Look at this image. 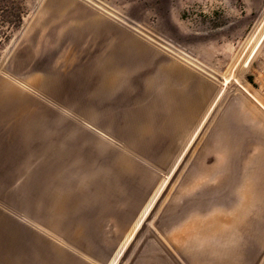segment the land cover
<instances>
[{
  "label": "rangeland",
  "instance_id": "1",
  "mask_svg": "<svg viewBox=\"0 0 264 264\" xmlns=\"http://www.w3.org/2000/svg\"><path fill=\"white\" fill-rule=\"evenodd\" d=\"M52 1L0 0V83L34 102L40 110L36 117H47L49 110L58 129L79 121L86 131L101 136L104 130L82 111L84 102L92 106H86L88 111L94 108L93 63L83 57L95 50L90 44L100 35L87 30L93 23L111 25L115 36L110 44L122 33L179 70L193 71L207 82L199 80L191 98L207 95L208 102H200L198 114L186 120L156 112L157 103L151 101L140 120L149 129L148 138L138 133L140 122L129 127L128 138L115 133L114 144H108L116 152L111 161L115 169H101L107 180L97 189L101 197L84 199L80 221H69L61 234L52 233L59 252L50 264H115L118 258L116 264H239L236 257L225 262L230 247L217 229L228 222L239 227L242 208L249 215L251 209L255 214L264 209V199L247 206L254 178L260 186L264 178V39L253 61L244 65L264 33V0H65V13ZM105 49L103 44L95 55L105 56ZM73 59L87 62L84 71L76 69L86 80L76 85L84 97L59 101L44 93L40 85L58 79L65 63ZM72 74L66 81L73 80ZM229 77L232 81L198 131ZM163 101L180 105L166 96ZM163 121L177 130H169ZM178 124L180 134L190 126L182 141L172 142L166 136L158 141L163 134L178 137ZM227 124L229 134L223 131ZM47 128L41 125L42 132L49 133ZM11 132V126L0 125V173L8 181H0V215L15 229L17 224L37 229L22 207L29 200L32 156L18 157L17 169L7 167L10 156L5 154L27 148L19 136L12 146L8 144ZM79 226L85 236L78 238ZM235 250L240 254V247ZM249 251L252 264H264V241L259 248L252 243Z\"/></svg>",
  "mask_w": 264,
  "mask_h": 264
},
{
  "label": "bare ground",
  "instance_id": "2",
  "mask_svg": "<svg viewBox=\"0 0 264 264\" xmlns=\"http://www.w3.org/2000/svg\"><path fill=\"white\" fill-rule=\"evenodd\" d=\"M52 4L59 8L61 13H65L68 9L65 0H53ZM88 29L99 33L101 36H93L94 39L91 40L92 44L90 45L95 50H88L85 55H89L83 56L93 63L94 97L92 100L94 102L92 103L94 108H91L92 111H88L87 108L92 106L86 105L84 102L85 109L82 108V111L84 116L94 118L96 124L105 131L100 133V137L86 131L79 121L76 122L77 124H66L63 129H58L49 116V110L45 111L47 117H36L40 110L34 102L17 91L16 93L13 92L9 84L0 83V125L11 126L12 131V135L8 138V144L12 146L16 142L15 136L22 137L27 143L26 149L15 153L9 151L11 154H5V156H10V161L6 165L11 170L17 169L20 164L18 157L21 158L28 154L32 156V161L28 167L29 200L22 207L30 220L35 222L37 228L30 229L29 226L26 228L17 224L15 229L9 222L5 224L0 215L1 264L52 263L56 252H59L52 233L61 234L65 231L66 225L70 226L71 222L75 224V222L80 221L81 205L84 199L101 197L98 192L99 188H103L107 181L100 175L101 169L105 170L110 167H112L111 170L115 169L111 161L116 152L112 145H108L113 143L112 139L115 133L119 131V135L128 138L131 134L129 127L137 126L136 122H140L138 133L140 132L143 138L145 136L148 138L150 135L147 125L140 121L141 117H144L142 111L152 106V104H148L149 102L157 103L154 105L156 112L168 117L176 116L175 114L180 115L179 117L185 116L186 120L188 117H195L198 114L200 102H208L207 95L201 99L196 95L195 98L190 97L182 100L179 106L165 104L163 101L165 96L178 101V97L172 89L174 87L172 76L180 73L176 64L167 62L166 58L157 56L149 48L143 47L139 41L127 38L122 33L113 37L115 38L113 44L108 43L112 36H115L111 25L93 23L87 25ZM260 35L262 36L259 41H256L257 44H254L256 46L253 47L254 49L252 48L251 55L248 56V59L246 58L245 64L243 63L245 66H248L250 60L253 61L254 58L252 57L255 53H258L256 49L264 39V33H260ZM103 44L106 48L105 56H96L95 54ZM77 61L78 59H73L70 63H65L64 72H58L60 74L58 79L45 80L40 85L41 90L59 101L84 97L76 85L86 83L83 71L88 66L87 62L82 63L80 60L78 64ZM77 66L83 68V71H76ZM72 72H75L72 74L73 80L66 81ZM230 81H232L231 77L224 79L222 89L198 131L213 111ZM88 85H90L89 82ZM240 87L243 88L241 85ZM254 100L258 102L255 98ZM190 103H194L196 107L193 109L187 107ZM258 104L260 105V103ZM261 107L264 108L262 105ZM56 110L54 108V112ZM41 125L48 126L49 133L42 132ZM0 166H3V162H0ZM3 178L6 177L0 173V181L4 180ZM254 180L249 195L251 200L248 201V204L246 203L249 208L256 204L257 199H264V178L261 186L258 185V178L255 177ZM5 181L8 182L6 179ZM160 192L146 209L123 249H126L135 236L134 234L151 211ZM258 203L261 204L259 201ZM250 213L249 215L242 208L237 218L239 219L237 221L239 227L235 228L233 222H228L227 226L217 229L225 238V245L228 244L230 247L226 251V263L236 257L239 264H252L254 256L249 254L250 245L254 243L259 248L264 241V209L262 208L257 214L251 209ZM80 228L79 226L78 238L85 236V229ZM236 247L241 248L240 254L235 250Z\"/></svg>",
  "mask_w": 264,
  "mask_h": 264
},
{
  "label": "crops",
  "instance_id": "3",
  "mask_svg": "<svg viewBox=\"0 0 264 264\" xmlns=\"http://www.w3.org/2000/svg\"><path fill=\"white\" fill-rule=\"evenodd\" d=\"M175 64V63H174ZM180 71V73L178 74H175V75H173L172 76V78L174 79L173 80V84H174V87H172V89H174V93L177 95V97H178V103L179 102H181L182 100H184V99H186V98H190V97H192L193 96V94H195L196 93V90H197V83L199 82V80H202V81H206V80H204V79H202V78H200L197 74H195L193 71H191V70H187V69H181V70H179ZM175 77V78H174ZM207 82V81H206ZM213 86V85H212ZM214 87V86H213ZM182 91V92H181ZM180 95V96H179ZM214 95V91L212 92V94H211V98H212V96ZM181 96H182V98H181ZM180 100V101H179ZM207 107V106H206ZM206 107H204V110L206 109ZM204 110H203V112H204ZM230 113V112H229ZM203 114V113H202ZM163 123V126L164 125H167V128L169 129V130H171V131H176L177 129H176V126H170V125H172V124H169L170 122H168V121H163L162 122ZM179 125V124H178ZM170 126V127H169ZM173 127V128H172ZM231 126H229L228 124L226 125V128H224V132H226V133H230V130H231V128H230ZM165 128L163 127V130H164ZM226 129V130H225ZM179 131H180V128H179V126H178V137H169L167 134H163L159 139H158V141H162L164 138H163V136H166L167 138L166 139H169L170 141H174V142H176L177 140L178 141H182V139H183V134L185 133V132H188V131H190V126L186 129V131L183 133V134H180L179 133ZM227 141H229L228 139H227Z\"/></svg>",
  "mask_w": 264,
  "mask_h": 264
}]
</instances>
